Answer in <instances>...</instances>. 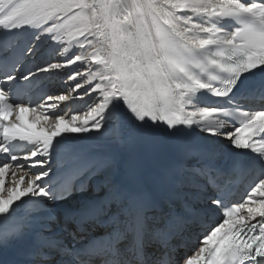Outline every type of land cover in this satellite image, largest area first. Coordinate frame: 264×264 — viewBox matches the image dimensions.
Instances as JSON below:
<instances>
[{"label":"snow or ice","instance_id":"snow-or-ice-1","mask_svg":"<svg viewBox=\"0 0 264 264\" xmlns=\"http://www.w3.org/2000/svg\"><path fill=\"white\" fill-rule=\"evenodd\" d=\"M23 29L25 56L43 36L80 51L19 77L72 67L70 92L21 102L0 38V250L21 245L15 264H264V0H0V33Z\"/></svg>","mask_w":264,"mask_h":264},{"label":"bare ground","instance_id":"bare-ground-1","mask_svg":"<svg viewBox=\"0 0 264 264\" xmlns=\"http://www.w3.org/2000/svg\"><path fill=\"white\" fill-rule=\"evenodd\" d=\"M39 44H42L43 46L41 47V50L39 51L38 54H40L45 48H47V47L50 48V53H49L50 62H52L53 60H61L60 62H64L63 59H67V58L71 57L74 53L75 54H79V51H80L77 45L70 43V44H66L64 46V47H66L68 49L67 52H64L63 48H61L60 51L57 52L59 50L58 46L55 43H53L52 41H50L48 39V37H46V36H43V37L40 38ZM61 52H63L64 58L58 57ZM55 53H56L57 56L55 55ZM73 67H76L77 70L80 71V72H86L87 71V67L86 66L85 67H79L78 65H76V66H73ZM72 73H73V68L71 67L70 69H67V70L66 69H62V70H59L58 72H52V73H49V74H51L53 76H57V75H63V74L70 75ZM84 79H86V77L85 78H78L79 82L82 83V84H83V80ZM65 81L67 82V91L70 92L72 87H74V82H70L68 80V76L66 77ZM68 92H66V94ZM203 99L206 100V102L211 101L210 98H208V99L207 98H203ZM86 100H87V97H85V101ZM68 103L71 104V108H80V107L84 106V101H80V100H76L74 102H68ZM59 110L61 112H64V113H71V109L68 108L66 105H61ZM69 118H70V115H69ZM22 119H23V122L25 124H27L28 126L32 127L33 129L36 128V124H34L31 121H29L27 113L22 114ZM204 136L209 137L207 135H204ZM209 138L210 139H214V140H220L221 139V138H217V137H209ZM29 148H31V145H27V149L26 150H28ZM8 186H11L10 182H9ZM3 196H4V198L7 197V192L6 191L3 193ZM70 200H71V198H70ZM71 202L75 203L74 200H72ZM65 206H67V205H65Z\"/></svg>","mask_w":264,"mask_h":264}]
</instances>
